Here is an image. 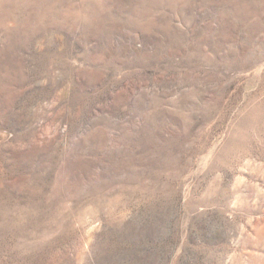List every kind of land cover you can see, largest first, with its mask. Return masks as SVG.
I'll list each match as a JSON object with an SVG mask.
<instances>
[{"label": "rangeland", "instance_id": "obj_1", "mask_svg": "<svg viewBox=\"0 0 264 264\" xmlns=\"http://www.w3.org/2000/svg\"><path fill=\"white\" fill-rule=\"evenodd\" d=\"M0 264H264V0H0Z\"/></svg>", "mask_w": 264, "mask_h": 264}]
</instances>
